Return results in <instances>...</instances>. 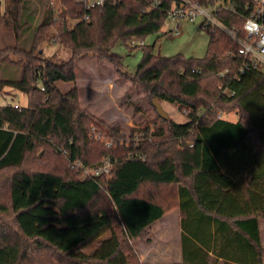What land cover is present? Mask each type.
<instances>
[{
    "label": "trees",
    "instance_id": "trees-1",
    "mask_svg": "<svg viewBox=\"0 0 264 264\" xmlns=\"http://www.w3.org/2000/svg\"><path fill=\"white\" fill-rule=\"evenodd\" d=\"M55 1L60 20L45 0L28 48L19 45L21 1L7 8L15 42L0 48V69L13 56L22 60L21 75L0 76V91L19 90L27 104H0V264H141L131 242L175 207L181 261L169 264H263L264 69L239 73L236 44L201 22L209 36L202 57L162 56L144 45L128 73L113 46L157 32L175 0H104L88 10L77 0ZM190 1L239 32L253 4ZM67 18L74 21L70 28ZM56 24L55 41L70 53L62 60L45 57L38 47L51 37L45 29ZM84 52L107 58L152 106L154 97L175 103L187 121L162 118L153 106L148 145L140 148L133 138L119 143L117 125L103 129L116 137L115 146L100 144L91 130L98 121L80 106L75 84L76 59ZM59 80L73 85L63 91ZM232 108L235 121L220 117V110ZM147 132L144 127V138ZM38 146L44 150L39 157L33 154ZM30 154L41 159L24 166ZM104 158L111 161L109 173L79 177L75 161L95 167Z\"/></svg>",
    "mask_w": 264,
    "mask_h": 264
},
{
    "label": "rangeland",
    "instance_id": "rangeland-1",
    "mask_svg": "<svg viewBox=\"0 0 264 264\" xmlns=\"http://www.w3.org/2000/svg\"><path fill=\"white\" fill-rule=\"evenodd\" d=\"M20 1L18 22L24 23V26L21 31L22 37L20 35L21 40L19 41V45L28 48L31 45L30 35L41 21L46 3L45 0ZM14 4L15 0H0V48L6 43L11 44L15 42L13 20L9 19L11 13L7 10L8 7L12 8ZM59 7L60 4L57 2L55 5L57 21L58 19L60 20L58 16L60 12ZM201 22L202 18L200 16L185 18L179 21L174 17H166L157 32L150 33L144 38V44L153 45V52L162 56L180 53L185 57L200 58L205 53L209 39L208 34L200 27ZM64 24L65 26L67 24V27L70 28L74 24V21L67 18ZM57 34V24L56 26L50 25L45 29V35L51 36L50 39L41 40L38 47L41 48L42 54L45 57L54 60L66 59L70 53L57 40L55 41ZM112 51L119 56L122 70L128 73L134 72L137 63L142 57L141 46H134V44L131 45L130 43L129 46H124L117 42L113 46ZM84 53L76 59L75 84L78 88L80 106L98 121L99 126L93 125L92 127L94 128H91V130L97 129L95 134L100 133L103 139L112 141V146H115L117 143L116 137L110 135L109 132H105L103 129L106 130L107 126L117 125L121 129L119 132V143H130V141L134 140L133 143L136 144L137 139H139L138 146L140 148L148 145L149 140L146 142V139L152 138L151 133L155 109L152 104L143 98L144 92L138 87L130 89L131 82L121 78L107 58H98L90 52ZM14 59L12 56L11 60L4 61L0 69V76L10 78L20 77L22 60L14 61ZM57 85L63 91H66L73 83L59 80L57 81ZM9 102L26 105L27 97L21 91L5 86L0 91V104ZM160 103L162 109L168 114L170 119L177 123L187 121L186 114L175 103L168 101H160ZM219 115L221 118L230 121L237 119V114L233 108L227 111L222 109L219 111ZM144 127H148V136L145 138L142 136ZM132 133L134 134L133 136ZM95 140L103 144L102 139ZM42 147H36L33 154L35 156L41 155L44 151ZM33 154L28 156L24 166H29L32 162L41 159L34 157ZM6 172L9 173V170H6ZM177 217V208H171L163 214L156 224L149 225L143 236L131 242V247L138 262L149 264V261L152 262V260L155 262L157 260L160 261L161 250L159 248L163 244V237H165V233L172 232L175 228L177 229ZM261 230L264 235V222L261 223ZM105 235H107V232L102 236ZM160 238H162L161 241L159 240ZM95 243L96 241H93L84 250L86 252L90 251Z\"/></svg>",
    "mask_w": 264,
    "mask_h": 264
},
{
    "label": "built area",
    "instance_id": "built-area-1",
    "mask_svg": "<svg viewBox=\"0 0 264 264\" xmlns=\"http://www.w3.org/2000/svg\"><path fill=\"white\" fill-rule=\"evenodd\" d=\"M104 0H77L85 10L103 3ZM55 12V0H50ZM174 4L168 11L166 17H174L178 21L185 18H193L200 16L202 22L212 26L217 32H222L227 35L235 44L236 51L241 55L242 60L238 68L239 73L245 70L264 69V0H252V9L250 14L243 20L241 25V32L237 27L226 26L211 12L209 7L200 5L190 0H175ZM60 8V7H59ZM87 18L84 13L83 19ZM129 43L134 46H144V39H130ZM16 106V105H14ZM96 130H92V135L96 139H102L106 147L112 146V141L103 139L100 133L95 134ZM147 140H150L148 138ZM146 140V142H147ZM137 139L136 145L138 146ZM139 147V146H138ZM74 165L79 169L82 179L86 177H93L101 173H109L111 168V161L108 158L102 159L97 166H84L79 161H75Z\"/></svg>",
    "mask_w": 264,
    "mask_h": 264
},
{
    "label": "crops",
    "instance_id": "crops-1",
    "mask_svg": "<svg viewBox=\"0 0 264 264\" xmlns=\"http://www.w3.org/2000/svg\"><path fill=\"white\" fill-rule=\"evenodd\" d=\"M178 212V210H177ZM162 216L160 218H158L157 220H155L154 222H152L151 224L158 222L159 219H161ZM179 220H180V215L178 212V217H177V229L173 228L174 230L172 232H168L165 233V237H163L164 241L163 244L161 245V248H159L161 250V255L159 256V260L160 261H153L152 262L149 261V264H169V263H179L181 261V247H180V225H179ZM264 222V218L259 217L258 218V228H259V236H260V242H261V246L264 249V235L262 234V230H261V223ZM150 224V225H151ZM165 232V231H164ZM164 234V233H162ZM162 238H160L159 240L161 241ZM230 263L233 264H238L236 262L233 261H229ZM222 262V258H219L218 263ZM262 262L264 264V251L262 254Z\"/></svg>",
    "mask_w": 264,
    "mask_h": 264
},
{
    "label": "water",
    "instance_id": "water-1",
    "mask_svg": "<svg viewBox=\"0 0 264 264\" xmlns=\"http://www.w3.org/2000/svg\"><path fill=\"white\" fill-rule=\"evenodd\" d=\"M64 26H65V24H64ZM65 28V27H64ZM152 103H153V106L155 107V109H156V112L162 117V118H167L168 117V114L162 109V106H161V103H160V101L156 98V97H154L153 99H152Z\"/></svg>",
    "mask_w": 264,
    "mask_h": 264
}]
</instances>
